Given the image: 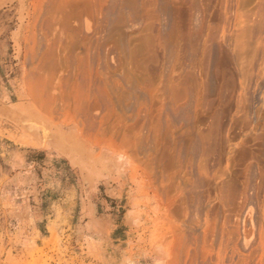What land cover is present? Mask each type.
I'll list each match as a JSON object with an SVG mask.
<instances>
[{
	"label": "rangeland",
	"instance_id": "1",
	"mask_svg": "<svg viewBox=\"0 0 264 264\" xmlns=\"http://www.w3.org/2000/svg\"><path fill=\"white\" fill-rule=\"evenodd\" d=\"M83 190L124 264H264V0H0V264H108Z\"/></svg>",
	"mask_w": 264,
	"mask_h": 264
},
{
	"label": "bare ground",
	"instance_id": "2",
	"mask_svg": "<svg viewBox=\"0 0 264 264\" xmlns=\"http://www.w3.org/2000/svg\"><path fill=\"white\" fill-rule=\"evenodd\" d=\"M49 26H51V25H49ZM54 46V44H52V45H50L49 47H50V50L52 51L54 48H52ZM49 47H48V50H49ZM55 47V46H54ZM215 145V144H214ZM205 146V145H204ZM201 147V150H202V148H205V150L204 151H207L208 150V152L209 153H212L211 152V148H212V145H210L209 144V149H207L206 150V146L205 147ZM194 147V146H193ZM211 147V148H210ZM194 149V148H193ZM196 149V148H195ZM200 150V152L202 153L203 151H201ZM183 152V151H182ZM197 152V151H196ZM187 153H189V152H187ZM166 153H163V156L165 155ZM193 154V153H192ZM204 154V153H203ZM167 155V154H166ZM165 155V156H166ZM210 155L211 154H209V158H210ZM162 156V157H163ZM200 156V155H199ZM199 156H197V157H199ZM204 156V155H203ZM205 156H207V155H205ZM205 156H204V158H205ZM197 157L195 158L196 160H197ZM201 157V156H200ZM160 158V157H159ZM164 158V157H163ZM166 158V157H165ZM178 159H179V161L177 162V166L179 165L180 166V164H181V169H179L180 170V172H181V170L183 169V166L185 167L186 165L184 164L183 166H182V160H183V156H178L177 157ZM193 158V160H195ZM202 158V157H201ZM208 158V157H207ZM162 159V158H161ZM206 159V158H205ZM157 160V159H156ZM152 161L153 162V164H152V166H153V170L152 171H154V175H155V177H156V181H155V184H157L158 182H161V184L163 183L164 184V188H163V193L164 194H166L167 193V189H168V191H171L170 193H174L175 195H177L178 193H180L179 191H180V189L181 188H185V190L186 189H189V191L190 192H187V190H186V198H187V196H188V193L189 194H193V198H194V200H193V202H192V204L191 205H187V199L186 198H182L181 200H179V203L181 204V202L180 201H182V203H183V205H186L185 207H186V212H185V207L182 209V210H184V214H186V217L189 219H186L185 220V223L186 222H188V224L190 223V225H191V223H192V221H191V218H192V220L194 219V217H195V213L194 212H198V210H199V205H201L200 204V196L199 195H201L200 193L199 194H197L198 193V191H196V189H198V185H199V179H201V178H197V176H199V174L197 175V173H200V172H196V170H193L194 168H196V166L197 165H195V167L194 168H192L191 169V165H190V163H188L187 165H188V167L186 166L185 168H186V170H187V172L186 171H184L186 174H185V178L183 179V177H182V175H181V173H179L178 174V176L175 174V176L174 175H172V176H170L169 175V173H170V171H168L169 169H167V167H165V168H163L162 166H164V165H162V166H160V165H158L157 163H158V160L157 161ZM176 160V159H175ZM204 160V159H203ZM184 161V160H183ZM189 161V160H188ZM187 161V162H188ZM192 161V160H191ZM206 161V160H205ZM205 161H204V163H205ZM208 161H209V159H208ZM208 161H206V162H208ZM164 162V161H163ZM176 162V161H175ZM187 162H184V163H187ZM193 162V161H192ZM191 162V163H192ZM198 163V162H197ZM201 163V162H200ZM199 163V164H200ZM203 163V162H202ZM202 163H201V165H202ZM209 163V162H208ZM205 164H207V163H205ZM204 164V165H205ZM210 164V163H209ZM158 165V166H157ZM192 165L194 166V163H192ZM162 167V168H161ZM199 167H200V165H199ZM199 167H197L198 168V171L199 170H201V168H199ZM196 168V169H197ZM208 168H209V165H208ZM159 169L161 170V171H159ZM205 169V168H204ZM203 169V170H204ZM169 172V173H167V171ZM183 171V170H182ZM207 171V170H206ZM177 172V171H176ZM184 172H182L183 174H184ZM209 172V171H208ZM202 173L203 172H201V175H202ZM204 173H205V170H204ZM206 174V173H205ZM153 175V176H154ZM212 175V174H211ZM187 176H189V177H187ZM206 176L208 177V175L206 174ZM158 177V178H157ZM190 178V179H189ZM206 178V177H205ZM206 179H208V178H206ZM177 180H179V181H177ZM199 180V181H198ZM202 180V179H201ZM205 179H203V181H204ZM213 180H214V177H213ZM212 180V181H213ZM177 181V182H176ZM206 181H208V180H206ZM211 181V180H210ZM213 183V182H212ZM216 183V182H215ZM220 183V182H219ZM210 184H211V182H210ZM224 184V183H223ZM178 185V186H177ZM260 185V184H259ZM181 186V187H180ZM221 186H222V184H221ZM248 186V185H247ZM173 187V188H172ZM179 187H180V189H179ZM214 187V186H213ZM224 187H225V185H224ZM172 188V189H171ZM182 189V190H183ZM224 189V188H223ZM247 189V188H246ZM174 190V191H173ZM217 190V189H216ZM215 191V190H214ZM247 191V190H246ZM197 192V193H196ZM226 192V191H225ZM230 192V191H229ZM245 192V191H244ZM243 192V193H244ZM162 193V194H163ZM244 195V194H243ZM245 195H246V193H245ZM157 196V195H156ZM178 196V195H177ZM190 196V195H189ZM219 196H220V194H219ZM179 197V196H178ZM191 197V196H190ZM246 197V196H245ZM231 198V197H230ZM222 199V198H221ZM224 199V198H223ZM177 200H178V198H177ZM242 200V199H241ZM226 200H224V202H225ZM242 202V201H241ZM179 204V205H180ZM223 204V203H222ZM227 204V203H226ZM203 205V204H202ZM228 205V204H227ZM242 205V204H241ZM241 205H238V207L239 206H241ZM181 206V208L183 207L182 205H180ZM211 206L212 205H210V208L208 209L209 211H208V213H210L211 212ZM226 206V205H225ZM214 207V206H213ZM242 207V206H241ZM180 208V209H181ZM178 210H179V208H178ZM233 210V209H232ZM181 211V210H180ZM179 211V212H180ZM200 212V216H201V210L199 211ZM198 212V213H199ZM181 213H182V211H181ZM194 213V214H193ZM179 214V213H178ZM202 215H204L203 213H202ZM207 216V215H206ZM227 216V215H226ZM208 217V216H207ZM184 218H185V215H184ZM211 218H212V216H211ZM232 218V217H231ZM197 219V218H196ZM203 219V218H202ZM205 219V218H204ZM228 219H229V216H228ZM188 220V221H187ZM214 220V219H213ZM231 220V219H230ZM190 221V222H189ZM196 220H194V223H196L197 224V222L199 221L198 219H197V222H195ZM209 220L207 219V222H208ZM210 222V221H209ZM199 223H200V221H199ZM187 224V225H188ZM186 225V224H185ZM192 225H193V223H192ZM227 225H229V224H227ZM199 226V225H198ZM203 226V225H202ZM204 226H205V223H204ZM206 226L208 227V225L206 224ZM231 226V225H230ZM234 226V225H233ZM206 227V228H207ZM210 227H212V226H210L209 225V227L207 228V229H210ZM194 228V227H193ZM222 228V227H221ZM225 228V227H224ZM228 228V227H227ZM236 228V227H235ZM188 229V228H187ZM191 229V228H190ZM202 229V228H201ZM205 230V232H204V234L207 232H209V230ZM217 229V228H216ZM233 229V228H232ZM185 230V229H184ZM192 230V229H191ZM213 231V229L211 230V232ZM215 231V230H214ZM221 231V230H220ZM224 231V230H223ZM228 231V230H227ZM229 231H231V230H229ZM216 232V235L214 234V232H212L213 234H210L212 237H214V240L215 241H217V240H219V239H217V237H219V232H217V230L215 231ZM225 232V231H224ZM223 232V233H224ZM234 232H235V230H234ZM217 233L219 234L218 236H217ZM233 233V232H232ZM224 235V234H223ZM222 235V236H223ZM233 235H234V233H233ZM238 235V234H237ZM225 236V235H224ZM223 236V237H224ZM222 237V238H223ZM229 237V236H228ZM205 238H208V234H206V236H205ZM236 237H235V235L234 236H232L231 237V240H232V245H233V243H234V245L235 246H233V247H236L238 244L236 243V242H239V243H241V239L240 238H237V239H235ZM217 239V240H216ZM224 239V238H223ZM225 240H227V239H225ZM224 241V240H223ZM253 246V245H252ZM231 247V246H230ZM233 247H232V249H233ZM236 249H238V250H242V251H247L248 249L247 248H245L243 245H241L240 244V246L239 247H236ZM238 250H234V252L237 254V252L236 251H238ZM253 250V249H252ZM252 250H250V253L252 252ZM241 251V252H242ZM254 251V250H253ZM256 251H257V249H256ZM233 252V250H232V254H234L233 256H236L235 255V253ZM244 252V253H245ZM248 252V251H247ZM238 253H239V251H238ZM249 253V252H248ZM253 253V252H252ZM254 253H255V255L257 254L255 251H254ZM253 253V254H254ZM240 254H242V255H240ZM253 254H251V256L253 255ZM238 255V254H237ZM245 255V254H244ZM239 256L240 257H242V258H244V260L246 261V258L248 259V255L246 254L245 256H243V253H239ZM251 256H249V257H251ZM254 256V255H253ZM230 257H232V256H230ZM246 257V258H245ZM234 258V257H233ZM229 259V258H228ZM231 259V258H230ZM229 259V260H230ZM238 259H240V258H238ZM252 259V258H251ZM254 259V258H253ZM242 260V259H241ZM255 260V259H254ZM220 261V260H219ZM250 261V260H249ZM253 261V260H252ZM251 261V262H252ZM234 262V261H233ZM241 263V262H240ZM239 263V264H240ZM245 263V262H244ZM249 263V262H248ZM221 264V263H220ZM247 264V263H246Z\"/></svg>",
	"mask_w": 264,
	"mask_h": 264
},
{
	"label": "crops",
	"instance_id": "3",
	"mask_svg": "<svg viewBox=\"0 0 264 264\" xmlns=\"http://www.w3.org/2000/svg\"><path fill=\"white\" fill-rule=\"evenodd\" d=\"M67 155H70V150H68ZM82 193L84 195L87 194V196H84L83 200V203H85V209L79 212L77 218L80 220V226L77 225L72 227V235L80 237L81 240L83 236L86 239L87 243L90 245L94 243L101 247L106 246L107 250L105 251L106 254L104 255V257L105 259H107L108 264H124L123 244L125 241L123 240V234L126 233V231H124V228L122 226H104V223L116 224L117 216L114 214L105 215L99 213L97 205L100 202L96 201L97 209H95V207L93 206L94 199L97 200L98 197L92 192H89L91 196V202L87 207V204L89 202L88 192L87 190H83ZM75 217L76 216L74 215L72 219H74ZM36 231L38 233H41L40 227H38ZM63 231H66V234L68 233L66 229H63Z\"/></svg>",
	"mask_w": 264,
	"mask_h": 264
}]
</instances>
